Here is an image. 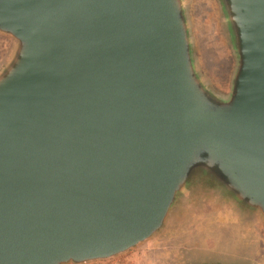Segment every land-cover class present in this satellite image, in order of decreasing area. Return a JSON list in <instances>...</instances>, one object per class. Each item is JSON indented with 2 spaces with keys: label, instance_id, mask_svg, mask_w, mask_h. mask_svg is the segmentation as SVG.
I'll return each instance as SVG.
<instances>
[{
  "label": "water",
  "instance_id": "obj_1",
  "mask_svg": "<svg viewBox=\"0 0 264 264\" xmlns=\"http://www.w3.org/2000/svg\"><path fill=\"white\" fill-rule=\"evenodd\" d=\"M218 2L233 66L216 88L185 0H0V264L114 258L199 189L264 223V0Z\"/></svg>",
  "mask_w": 264,
  "mask_h": 264
},
{
  "label": "rangeland",
  "instance_id": "obj_2",
  "mask_svg": "<svg viewBox=\"0 0 264 264\" xmlns=\"http://www.w3.org/2000/svg\"><path fill=\"white\" fill-rule=\"evenodd\" d=\"M191 25L197 67L218 88L229 84L233 56L218 0H185ZM11 43L0 34V62ZM190 188H212L195 183ZM206 191V192H205ZM194 191L189 201L181 206L165 229V234L153 242L137 246L114 258L88 264H174L175 256L209 257L231 264L238 256V264H262L257 258L264 256V241L257 252L244 255L243 247L264 236V223L244 219L234 210L230 201L205 189Z\"/></svg>",
  "mask_w": 264,
  "mask_h": 264
},
{
  "label": "crops",
  "instance_id": "obj_3",
  "mask_svg": "<svg viewBox=\"0 0 264 264\" xmlns=\"http://www.w3.org/2000/svg\"><path fill=\"white\" fill-rule=\"evenodd\" d=\"M262 241H264V236L262 235V238H261V236H260V238L258 239H256V240H254L253 242H252V244H251V247L249 248V246L250 245H246V246H244L243 247V251H244V255H246L247 253L249 254V252H252V251H255V252H257V250H258V245H259V243H261ZM258 260H260V262L262 263V264H264V256H262V257H259V258H257Z\"/></svg>",
  "mask_w": 264,
  "mask_h": 264
}]
</instances>
